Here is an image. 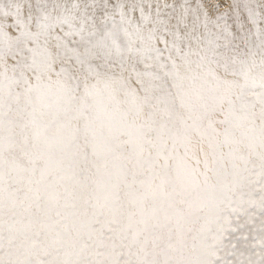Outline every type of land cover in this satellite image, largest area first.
I'll return each mask as SVG.
<instances>
[{
  "label": "snow or ice",
  "instance_id": "obj_1",
  "mask_svg": "<svg viewBox=\"0 0 264 264\" xmlns=\"http://www.w3.org/2000/svg\"><path fill=\"white\" fill-rule=\"evenodd\" d=\"M0 264H264V0H0Z\"/></svg>",
  "mask_w": 264,
  "mask_h": 264
}]
</instances>
